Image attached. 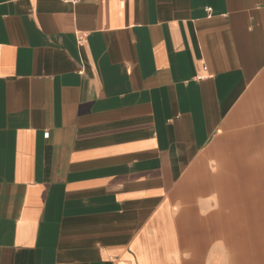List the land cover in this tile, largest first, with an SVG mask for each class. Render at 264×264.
Segmentation results:
<instances>
[{
  "label": "crops",
  "instance_id": "obj_1",
  "mask_svg": "<svg viewBox=\"0 0 264 264\" xmlns=\"http://www.w3.org/2000/svg\"><path fill=\"white\" fill-rule=\"evenodd\" d=\"M262 200L264 0H0V264H264Z\"/></svg>",
  "mask_w": 264,
  "mask_h": 264
},
{
  "label": "built area",
  "instance_id": "obj_2",
  "mask_svg": "<svg viewBox=\"0 0 264 264\" xmlns=\"http://www.w3.org/2000/svg\"><path fill=\"white\" fill-rule=\"evenodd\" d=\"M64 2L67 3H72V4H77L79 2H81L82 0H63ZM207 11H211V8H207ZM87 36V34L83 33L80 35L79 39L80 41L84 40V38Z\"/></svg>",
  "mask_w": 264,
  "mask_h": 264
},
{
  "label": "rangeland",
  "instance_id": "obj_3",
  "mask_svg": "<svg viewBox=\"0 0 264 264\" xmlns=\"http://www.w3.org/2000/svg\"><path fill=\"white\" fill-rule=\"evenodd\" d=\"M258 190H260V185L258 184ZM262 202L264 203V200H262ZM262 203V205H264ZM262 223H263V242H264V214H262Z\"/></svg>",
  "mask_w": 264,
  "mask_h": 264
}]
</instances>
